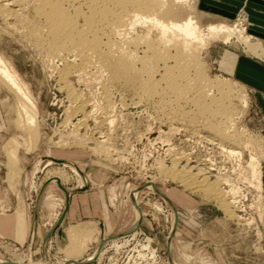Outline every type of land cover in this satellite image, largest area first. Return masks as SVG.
<instances>
[{
    "label": "rangeland",
    "instance_id": "rangeland-1",
    "mask_svg": "<svg viewBox=\"0 0 264 264\" xmlns=\"http://www.w3.org/2000/svg\"><path fill=\"white\" fill-rule=\"evenodd\" d=\"M1 4L4 5L1 6L4 7V12L0 13V53L11 62L31 90L32 98L39 108L40 127H37L36 144L32 146L34 150H18L20 161L17 166L20 169L17 180L15 179L17 184L13 185L7 180V155L4 148L11 138L17 137L21 132L14 124L16 98L13 93L0 86V260L27 264L31 257L42 264H75L100 252V259L92 264H135L141 251L142 255L149 258L141 247L146 244V238H149L159 246L162 264H221L218 261V248L229 241L230 226L232 229L237 228L234 234L243 238L246 236L254 247L259 246L254 249L255 253L264 252V248L260 247L264 245V222L253 223L255 228L237 223L228 218L213 200L162 173V169L181 171L184 167L189 173L200 176L209 183H219L222 181L220 178L225 180L228 176L233 179H251L246 165L250 159V150L264 166V146L259 144V140L264 138L261 115L253 95L242 84L238 82L246 92L248 107H242L238 98L232 97V104L238 111L233 134L240 140L233 144L207 129L202 124L204 121L194 122L190 113L191 118L189 114L186 117L178 116L179 118L174 116L168 104L164 108L157 96L151 98L153 100L147 99L135 85L109 81L108 73L97 64L96 66L95 62L93 66L80 67L85 70H73L66 76L67 81L61 79L63 62L50 57L51 54L31 33L28 23L30 20L34 19L42 26V21L34 16L32 0H2ZM194 7L196 10L191 9L194 16L205 23L226 22L239 26L253 37V41L264 46V37L252 32L246 7L240 8L233 17L223 16L222 11L214 7L220 14L212 13L217 18L204 14L197 0ZM44 30L41 36L46 37ZM209 44L200 51V59L210 78L221 76L236 81L229 75V71L240 56L264 65V58L252 55L234 38L230 44L223 41H212ZM142 49L139 46L138 52ZM73 57L70 54L68 61L75 60L74 62L79 63V58ZM105 93L108 94V99L104 98ZM80 104H85L86 111L75 110ZM183 107L187 112L192 109L185 104ZM75 127L78 128L76 131ZM248 138L255 139L257 145L245 148L243 143ZM204 141L216 145L223 160L218 150L207 149L209 146ZM100 143L108 153L94 149ZM67 144L69 145L66 146ZM222 147L241 153L243 161L238 162L239 167L234 160L226 159L221 151ZM209 157L212 163L210 167L216 168L220 173L215 179L207 176V170L202 169V164ZM52 160L74 165L83 174L89 188L82 191H87L88 197L80 203L82 219L63 222V218L43 250L41 245L44 236L64 209L63 192L55 184L49 183L33 223L36 196L42 184L48 180V173L57 168L67 170L70 180L63 187L70 194H75L72 189L84 185H81L71 166L53 163ZM250 184L257 191L259 185L264 186L263 181L258 184L253 180ZM136 196L140 202L142 217L134 234L131 230L136 219ZM21 203L26 219L30 221L31 235L33 234L32 239L30 235L22 244L14 238V212H20ZM159 204L162 207L157 208L156 205ZM104 208L107 210V220ZM75 225H87L93 229L94 239L90 240L92 243H87L86 252L79 258L68 259L62 250L68 243L67 230ZM148 260L141 263L155 264L154 260Z\"/></svg>",
    "mask_w": 264,
    "mask_h": 264
},
{
    "label": "bare ground",
    "instance_id": "bare-ground-1",
    "mask_svg": "<svg viewBox=\"0 0 264 264\" xmlns=\"http://www.w3.org/2000/svg\"><path fill=\"white\" fill-rule=\"evenodd\" d=\"M32 2L34 16L38 21H42V26L36 23L34 19L30 20L28 23L31 33L36 39L38 38L41 45L43 44L42 47L44 46L51 54L50 57L58 58L63 62L60 70L61 79L66 80V76L70 75L76 68L85 70L80 67H87L91 64L93 66L95 62V65L97 64L98 67L108 73L109 81L135 85L137 90L147 99L157 96L164 108L168 104L169 110L174 116H187L190 113L194 122L204 121L202 124L220 138L233 144L239 143V137L233 134L236 127L235 115L238 114V111L236 106L234 107L232 104V97L238 98L239 105L246 107V92L242 85L236 81L221 76L210 78L206 74L205 66L200 59V51L210 45L209 43L212 41H223L230 44L234 38L242 43L252 55L264 58V46L258 41H253V37L245 33L246 30L226 22L205 23L194 16L191 10L195 9L196 0H32ZM1 6L4 5H0V13L4 12L2 11L4 7ZM43 29H45L46 37L41 36ZM195 45L197 46L195 47ZM139 46L143 48L141 52H138ZM70 54H73V58H79V63L74 62L75 60L69 62ZM0 86L13 93L16 98L17 110L14 124L21 132L17 137L11 138L4 148L7 155L5 164L7 180L14 185L20 169L17 166L18 161H20L19 148H24L27 152L30 148H34L32 146L37 141V127H40L38 125L39 108L37 102L32 98L28 85L23 82L18 71L1 53ZM105 97L109 98L107 93H105ZM180 104L189 105V108L192 107L191 111H185L183 105ZM75 110H85V104L78 105ZM89 114L91 113L89 112ZM77 129L75 127L74 130ZM231 132L232 134H230ZM255 143V139L248 138L243 144L245 148H251L257 145ZM259 144L264 146V138L259 140ZM94 149L96 151L99 149L98 152L108 153L102 143ZM217 149L219 154V148L217 147ZM221 151L227 157L226 159L234 160L237 167H239L238 162L243 161L239 152L236 153L224 147ZM250 153V159L246 165L249 168L250 178L259 184L263 181V163L254 156L252 150ZM219 156L223 160L222 155L219 154ZM209 159L211 158H208V163L204 162L202 169L207 170V176L215 179L220 176V173L216 171V168L210 167L212 163ZM173 162L174 167H176L175 161ZM221 165L222 163L218 164V166ZM71 168L75 170L73 173L76 175V169L73 166ZM212 170L215 172L214 174L211 172ZM162 173L188 189L200 192L203 197L213 200L228 218L237 223L250 227L253 223L264 222V186L259 185V190H254L250 184L253 183V180L249 178L233 179L230 178L232 176H228L226 177L228 179L225 180L220 178L222 181L219 183L216 181L209 183L207 180L201 179L200 176L189 173L184 167L181 171L173 168L162 169ZM48 174V179L58 178L62 185L70 180L67 170L63 168L52 169ZM76 176L82 185L83 179L78 173ZM50 183L56 185L54 181ZM149 185L152 186L151 183ZM245 200L248 202L245 203ZM134 203L136 219L131 231L135 234L142 217L139 211L138 196L135 197ZM156 207H162V204L156 205ZM19 210L23 212V206ZM238 211L243 213L240 215L237 213ZM78 225L71 226L67 230L68 243L62 251L68 259L79 258L86 252L87 243L94 239L92 237L95 233L93 229L88 228L87 225ZM173 225L175 229L176 219ZM32 237L33 234L31 239ZM145 242L146 244L141 247L143 251H146L149 258L142 255L141 251L139 260L135 264H142V261L148 259L154 260L155 264H162L159 246L149 238H146ZM90 243L92 242L90 241ZM47 244L48 242L45 248ZM100 257L101 253L97 252L94 256L75 264H92ZM0 264L17 263L0 260ZM27 264L42 263L34 261L30 257ZM173 264L176 263L173 262Z\"/></svg>",
    "mask_w": 264,
    "mask_h": 264
},
{
    "label": "crops",
    "instance_id": "crops-1",
    "mask_svg": "<svg viewBox=\"0 0 264 264\" xmlns=\"http://www.w3.org/2000/svg\"><path fill=\"white\" fill-rule=\"evenodd\" d=\"M198 6L201 4V10L204 14L214 16L217 13L214 10L218 8L222 15L233 17L240 8L247 9L252 32L264 37V0H197ZM201 2V3H200ZM216 17V16H214ZM217 18V17H216ZM220 19V18H218ZM223 21H229L227 18H221ZM259 40V39H257ZM261 41V40H260ZM229 75L237 82L242 84L254 97L262 120V130L264 131V65L250 60L246 57H238L234 62ZM262 180L264 182V166L262 169ZM86 192L70 194L68 211L65 214L64 221L75 222L82 219L79 211L82 200H87ZM105 219L107 220V210L104 208ZM24 212H14L15 235L14 238L19 243H24L30 236V221L26 219ZM237 228L229 227V241L219 246V259L221 264H264V252L255 253L250 238H243L236 233ZM264 248V245L262 246Z\"/></svg>",
    "mask_w": 264,
    "mask_h": 264
},
{
    "label": "water",
    "instance_id": "water-1",
    "mask_svg": "<svg viewBox=\"0 0 264 264\" xmlns=\"http://www.w3.org/2000/svg\"><path fill=\"white\" fill-rule=\"evenodd\" d=\"M53 163H57V164H64V165H68V166H73L75 169L76 167L72 164H69V163H63L61 161H57V160H52ZM77 173L80 175V177L83 179L84 181V185L81 186V187H76L74 189H72V192L76 193V192H82L86 189L89 188V185L88 183H86V180L83 176V174L78 171L76 169ZM51 181H54L56 183V186L63 192V195H64V209H63V212L61 213L60 217L57 219V221L55 222L54 226L46 233V235L44 236L43 240H42V249L44 250L45 249V246H46V243L48 242L50 236L53 234V232L55 231V229L60 225V223L62 222L63 218H64V215L66 213V211L68 210V202H69V193L68 191L63 187V185L61 184L60 180L58 178H50L48 179L47 181H45L37 196H36V200H35V205H34V215H33V223H35L36 221V216H37V213H38V208H39V205H40V200L43 196V193L46 189V187L48 186V184L51 182ZM152 245V244H151Z\"/></svg>",
    "mask_w": 264,
    "mask_h": 264
},
{
    "label": "built area",
    "instance_id": "built-area-1",
    "mask_svg": "<svg viewBox=\"0 0 264 264\" xmlns=\"http://www.w3.org/2000/svg\"><path fill=\"white\" fill-rule=\"evenodd\" d=\"M203 143H205V144H207V146H209V147H207V149H211V150H214V151H217L218 149H217V147L215 146V145H213V144H211V143H208L207 141H204ZM205 161V160H204ZM207 161V160H206ZM205 161V163H208V162H206ZM205 163H203L202 164V166L204 167V164ZM205 167H207V166H205ZM212 173L214 172L213 170L211 171ZM215 173V172H214ZM248 201H246L245 200V203H247ZM249 210V209H248ZM237 213H239V214H242L243 212H241V211H238Z\"/></svg>",
    "mask_w": 264,
    "mask_h": 264
}]
</instances>
